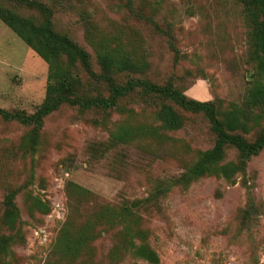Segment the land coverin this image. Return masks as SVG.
I'll list each match as a JSON object with an SVG mask.
<instances>
[{"label":"rangeland","instance_id":"374dc122","mask_svg":"<svg viewBox=\"0 0 264 264\" xmlns=\"http://www.w3.org/2000/svg\"><path fill=\"white\" fill-rule=\"evenodd\" d=\"M38 1L50 7L54 29L89 54L94 72L99 73L97 54L104 44L144 67L142 73L115 75L119 83L128 77L157 83L171 78L186 95L213 101L221 111L243 106L255 62L239 0ZM1 2L41 19L36 10ZM151 21L171 38L159 34ZM77 75L86 97L108 94L83 70ZM46 78V63L0 20V107L34 112L44 99ZM159 103L134 94L106 112L63 104L43 119L34 143L31 125L0 117V231H8L1 215L9 191H15L20 215V240L8 258L12 264H150L124 250L112 256L120 230L101 222L71 263L59 254L57 240L64 225L84 226L103 205L121 206L169 185L137 211L158 264L264 263V150L248 162L245 186L241 175L234 183L204 176L174 184L198 152L213 145L214 136L202 114L176 105L183 126L162 128ZM123 125L158 127L159 136L136 137L105 150L111 133ZM235 156L231 150L227 159ZM75 185L86 193L79 195ZM35 196L47 211L33 206Z\"/></svg>","mask_w":264,"mask_h":264},{"label":"trees","instance_id":"16d2710c","mask_svg":"<svg viewBox=\"0 0 264 264\" xmlns=\"http://www.w3.org/2000/svg\"><path fill=\"white\" fill-rule=\"evenodd\" d=\"M7 1L36 10L41 16L39 21H35L33 17L23 16L5 6L0 0V20L47 65L44 99L34 112L10 111L0 107V117L4 120H15L33 127L29 137L32 143L38 136L43 119L63 104L77 106L81 110L96 109L106 112L121 99L138 94L145 100L155 98L160 101L156 115L164 129L177 130L184 124L183 117L174 105L184 111L202 114L209 123L214 136L213 145L200 150L195 162L174 181V184L188 185L204 176H215L234 183L236 177L241 175V182L245 186L244 175L248 162L264 150V0H239L243 5L244 20L249 27L250 58L255 62V73L247 88L243 106L232 105L223 111L213 101H201L186 95L171 78L164 83L154 82L145 76L128 77L123 83L117 82L115 75L124 72L137 74L144 70L142 65H137L117 47L108 49L101 44V50L97 54L100 70L99 73L94 72L89 54L68 35L54 29L50 7L38 0ZM151 24L159 34L171 38L170 32L161 30L154 21H151ZM171 47L174 48L172 44ZM77 69L92 77L95 84L104 85L108 94L89 97L82 94ZM168 101L172 104L167 103ZM256 130L257 134L253 139L247 137ZM157 131L158 127L147 125L120 126L111 133V141L105 150L136 137H158ZM231 150L236 152V156L234 159H227ZM169 187L170 185L155 187L147 197L129 203L125 201L121 206L103 205L93 219H86V224L76 230L69 228L71 225H64L57 240L59 254L71 263L81 249H87L89 242L94 239L92 230L95 224L101 222L120 230L112 256L124 250L132 257L150 264H158L159 257L146 241L137 211L146 206L155 194L165 192ZM75 189L79 195L86 193L85 189L77 185ZM14 197L15 191H9L3 198L1 222L2 227L8 231H0V264H12L8 260L12 255V245L20 240V215ZM32 204L38 210H48L46 203L38 196L32 197Z\"/></svg>","mask_w":264,"mask_h":264}]
</instances>
